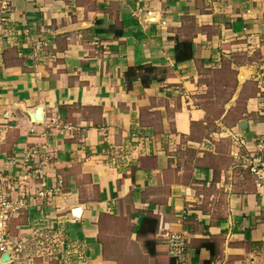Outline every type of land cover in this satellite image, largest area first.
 I'll list each match as a JSON object with an SVG mask.
<instances>
[{"label": "crops", "instance_id": "1", "mask_svg": "<svg viewBox=\"0 0 264 264\" xmlns=\"http://www.w3.org/2000/svg\"><path fill=\"white\" fill-rule=\"evenodd\" d=\"M0 130L8 236L49 229L54 264H155L168 231L185 264H264V0H0Z\"/></svg>", "mask_w": 264, "mask_h": 264}, {"label": "built area", "instance_id": "2", "mask_svg": "<svg viewBox=\"0 0 264 264\" xmlns=\"http://www.w3.org/2000/svg\"><path fill=\"white\" fill-rule=\"evenodd\" d=\"M3 130H0V136ZM256 150L248 159V168L252 173L255 185L257 188H264V159L261 157V152L264 150V137L259 138L256 143ZM31 155L37 153L36 150L31 151ZM30 154V153H29ZM45 163V160L44 162ZM9 160H5L0 165V250L3 252L8 250L10 255L19 256L25 254L28 259L27 264L36 258H53V242L55 241L45 227L37 226L29 236H21L19 239L13 240L8 236V221L11 216L18 212L21 208V203L10 199L9 189L14 181L12 176L8 175L5 170L8 169ZM38 176L43 174V165L40 164L34 170ZM17 185V184H16ZM39 195L44 192L40 191ZM167 254L176 259L177 264L184 263V253L187 245L186 235L181 231H168L164 234Z\"/></svg>", "mask_w": 264, "mask_h": 264}, {"label": "rangeland", "instance_id": "3", "mask_svg": "<svg viewBox=\"0 0 264 264\" xmlns=\"http://www.w3.org/2000/svg\"><path fill=\"white\" fill-rule=\"evenodd\" d=\"M212 94L209 96V99H213L212 98ZM226 95H227V92L222 91L223 98ZM205 109L207 111V118H208V125H207V129L208 130L206 132V135L209 136L208 134L211 131L216 130V132H218V129H217L218 127L213 122V120H214V118H217L218 116H220V113L222 111V107L216 106L215 102L213 101V102H210L208 104V106L205 107ZM240 110H241V104L237 105V108H235L236 112H235L234 116L238 115ZM222 146H224L226 149L232 148L231 147L232 144L228 143V142H226ZM238 148H239L238 156H237L238 159H236L235 162L233 163L234 166H235V168H234L235 176H237L238 179H241L240 177L249 178L250 175L248 174L247 164H246V161H245L246 158H247V155H245V152L242 149V147L239 146ZM184 154L187 155L186 157H189L188 156L189 155V150L186 151ZM204 190H207V192H213L214 191L213 188H205ZM113 254H116V253H113ZM121 254H124V253L121 252ZM38 259H39V262H36L37 264H54L53 258L45 257V258H38ZM2 264H5V263H2Z\"/></svg>", "mask_w": 264, "mask_h": 264}, {"label": "trees", "instance_id": "4", "mask_svg": "<svg viewBox=\"0 0 264 264\" xmlns=\"http://www.w3.org/2000/svg\"><path fill=\"white\" fill-rule=\"evenodd\" d=\"M135 69L138 70L139 76L141 79L144 78V74L146 72H150L151 70H154V67L151 65H143V66H138L137 68H129V71H135ZM144 70L143 73H140L139 71ZM144 81V79H143ZM146 83V82H145ZM150 221V220H149ZM145 222H148V220L145 219ZM144 223V221H143ZM152 241L147 240L146 241V248L147 252L155 257V264H175L176 259L174 257L169 256L168 254H157L155 249L151 246Z\"/></svg>", "mask_w": 264, "mask_h": 264}, {"label": "water", "instance_id": "5", "mask_svg": "<svg viewBox=\"0 0 264 264\" xmlns=\"http://www.w3.org/2000/svg\"><path fill=\"white\" fill-rule=\"evenodd\" d=\"M38 110H40V108H39ZM39 117H40V115H39ZM40 118H41V117H40ZM40 118H39V119H40ZM261 157H262V159H264V150H262V152H261ZM78 212H79V209L76 208V209L74 210V214L76 215V214H78ZM10 260H11V255H10L9 251H8V250L3 251V252L1 253V255H0V264H2V263H7V262H9Z\"/></svg>", "mask_w": 264, "mask_h": 264}, {"label": "bare ground", "instance_id": "6", "mask_svg": "<svg viewBox=\"0 0 264 264\" xmlns=\"http://www.w3.org/2000/svg\"><path fill=\"white\" fill-rule=\"evenodd\" d=\"M39 115H40V114L37 113V115H35V118H36V119H39V118H40Z\"/></svg>", "mask_w": 264, "mask_h": 264}]
</instances>
